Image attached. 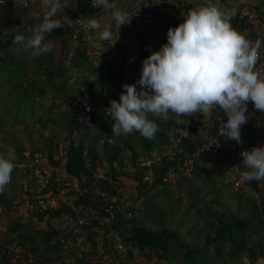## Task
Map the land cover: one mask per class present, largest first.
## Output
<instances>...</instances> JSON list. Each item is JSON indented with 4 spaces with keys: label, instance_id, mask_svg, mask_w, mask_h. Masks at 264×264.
<instances>
[{
    "label": "trees",
    "instance_id": "1",
    "mask_svg": "<svg viewBox=\"0 0 264 264\" xmlns=\"http://www.w3.org/2000/svg\"><path fill=\"white\" fill-rule=\"evenodd\" d=\"M74 4L77 9L76 15H82L85 19L94 17L103 9L102 7L95 8L90 0H74ZM24 23H18L21 29L17 35L26 34L25 30L28 25ZM246 26L242 21L238 27L239 31L243 32ZM54 31L56 33V29ZM2 36L0 52L5 54L6 58H1V65L4 66L8 63L12 65L16 55L13 52L8 53L7 50L9 46H16L17 43L10 41L12 36L8 30H3ZM88 61L81 48L72 61V68H66L63 64L51 65L52 68H0V74L12 75L17 73L21 78L24 76L25 81L27 80L28 88L16 86L19 91L21 90V100H19L21 103L27 102L29 97H33L32 101H36V92L47 95V91L36 82L35 78L37 76H46L54 85L55 96L59 97L60 95L63 97L65 103L68 102L69 98L73 100L72 93L74 91L78 92L75 102L70 103V111L65 114L68 119H71V124L67 127L69 134L64 140L42 132L39 139L42 145L32 143L30 148H27L23 142L22 144L19 143L18 140H22V138H16L19 159L14 161L15 167L11 175L21 170L24 177H30L31 184L27 187L23 185L18 189L14 186L8 190L4 188L0 192V231L3 229L2 232L7 233V235L0 234V262L5 263L7 253L14 252L32 253L38 264L54 263L55 259L52 260L44 256L41 251L44 248L47 253L56 252L57 259H66L72 264H136L134 261L135 251L141 254L144 259L156 260L161 264H212L216 257L221 258L226 253L233 256L242 248L245 244L243 235L246 234L243 228L246 226L249 227L252 236L253 234L259 235L264 239V180H261L262 186H260L259 180L249 181V193L236 192L241 200L247 199L250 201L251 208L253 211L255 210L257 221L250 220L245 223L239 218L217 214L216 218L219 226L216 235L209 236L204 247L188 244L177 231L172 229L166 227L155 229L136 220L138 213L143 212L147 207L149 199L153 197L152 195L167 191L166 188L153 189L152 193L147 191L148 184L143 183V177L148 170L145 166L147 161L156 156H162L167 148L179 140L184 146L189 145L191 150L195 149L196 145L190 139L182 137L184 125L176 123V115L174 119L165 120L161 118L162 120L159 123L157 122L162 126V130L156 133L158 141L141 136L145 154H149L144 159L139 158V153L134 147L132 139L125 140L124 147L130 153L133 161L132 169L127 164V158L122 155L123 148L120 145L110 146L111 142L106 141L104 145L107 155L104 158L96 146L85 144L84 138L87 136L85 130L90 126L98 125L108 130L113 128L112 125L115 121L107 115L100 120L99 114L104 106L109 104V101L112 99L118 100L122 92L121 87L117 85L111 90L112 95L109 97L95 89L94 85H90L87 90L90 101L86 105L83 101L85 92L81 88H72L70 82L74 78L71 72L82 70L83 68L80 67ZM13 66L15 65L13 64ZM138 74L141 76V73ZM98 99L107 104L94 103ZM9 137L15 138L16 135L10 134ZM172 165L174 163L168 157H164L159 173H165ZM198 167L197 162L195 175ZM97 170L106 172L114 179L128 178L137 182V199L134 200L133 198L130 201L127 198L120 202L117 207V219L113 225L121 235H129L126 237L128 252L124 261L119 262L114 249L107 252V255L114 258L109 263L104 262L105 257L99 256L95 247L86 251L77 249L71 252L70 255L63 253L59 236L61 234L68 236L75 220L67 207L64 206L63 209H58L56 204L63 201V189L81 183L83 174H90ZM38 172H40L39 176ZM39 178L42 180L41 185L37 182ZM155 178L157 183L161 182L158 173ZM193 182L194 180L183 179L180 182V188L182 191L190 190ZM35 183L39 184L38 187L32 185ZM98 185L113 192V189L105 181H99ZM33 189L34 191H32ZM141 195H144V200L140 203L139 209H136L135 206ZM81 202L94 207L100 213L93 226L87 228L89 243L94 245L95 238L99 237L105 229L101 227L99 221L109 217L108 205L103 200L89 195L82 198ZM121 208L126 210V215L121 214ZM65 213L70 214V220L63 219ZM154 221L160 222L161 218L155 217ZM228 243H231L233 247L229 249ZM246 254L249 259L246 264H259L260 261H264V250L258 253L253 249H249Z\"/></svg>",
    "mask_w": 264,
    "mask_h": 264
},
{
    "label": "clouds",
    "instance_id": "2",
    "mask_svg": "<svg viewBox=\"0 0 264 264\" xmlns=\"http://www.w3.org/2000/svg\"><path fill=\"white\" fill-rule=\"evenodd\" d=\"M37 2V26L30 37L16 35L14 42L32 49L38 57L51 51V44L44 43L45 35L62 26V20L54 17L70 0ZM97 5L111 12L110 19L86 18L82 23L88 30L99 32L101 41L116 43L119 38L113 33L111 22L119 26L128 24L132 19L130 13L117 7L116 0H94V6ZM233 15L234 10L209 2L191 9L183 23L170 27L167 42L142 62L137 82L141 90L137 91V84H125L119 100L110 101L106 112L115 121L114 134L137 131L152 139L159 126L150 115L167 120L173 113L176 123L185 125L186 115L198 111L206 115L219 108L227 117L223 124L225 138L240 143L241 126L248 119V102L264 110V76L255 70L261 41L253 43L233 28ZM242 156L246 170L240 173V182L264 180V146L244 151ZM15 159L14 150L0 155V192L11 180Z\"/></svg>",
    "mask_w": 264,
    "mask_h": 264
},
{
    "label": "built area",
    "instance_id": "3",
    "mask_svg": "<svg viewBox=\"0 0 264 264\" xmlns=\"http://www.w3.org/2000/svg\"><path fill=\"white\" fill-rule=\"evenodd\" d=\"M90 1L94 6V0ZM94 7L101 8L98 5ZM30 8L31 0H0V11L4 9L28 10ZM239 17L248 27L264 31V22L259 11L255 7H243L239 13ZM54 18L59 20H70L74 28L69 37V47L65 52V59L68 67L72 66V61L81 48L87 59L93 61L96 59H103L108 50H115L122 45L124 38L123 25L119 26L113 24L112 26L113 33L116 38H119L116 43L115 40H113L111 42L105 41L98 45L93 38L95 30H88L84 26L82 21L85 18L81 15H76L74 12L67 9H61ZM130 18L140 20L150 26L161 27L167 30L170 27H176L184 22L173 6L166 3H157L155 1L141 4L130 13ZM40 19L42 20L43 18L41 17ZM36 26L37 24L27 26L25 30L26 34L31 36ZM50 34L52 33L46 34L45 38ZM247 39L253 43L257 40L261 41L255 70L264 76V38L252 36ZM202 118L203 114L199 111L191 116L186 115L184 119H186L188 123L184 125L182 137L193 140L192 135L201 124ZM224 122H226L225 118L218 117L215 131L206 134L193 150H191L189 145L184 146L179 140L167 148L162 156L149 159L145 164L148 170L143 177V183L148 184L147 191L152 193L153 189L172 188L180 184L183 179H194L197 162L202 158H211L215 161L229 163L231 181L233 182L234 189L236 191H243V193H249V181L240 182V173L246 170L243 165L242 152L251 150L254 147L264 146V123H257L254 126L252 138L250 140L237 143L225 138L223 134ZM164 157H168L174 165L170 166L166 172L162 174L159 173L161 172L159 170L163 165ZM157 173L161 179V182L158 183L155 178ZM81 178V183L62 190L63 201L56 205L58 209H63L64 206L67 207L73 214L75 220L74 225L71 227L70 234L68 236L64 234L59 236L63 246V253L65 255H70L71 252L77 249L86 251L95 247L99 256H104L105 259L112 261L114 258L111 255H107V252L108 250L111 251V249H114L118 255L119 262L124 261L128 252L126 237L129 235H121L113 225L117 219V207L128 194L125 179H114L102 170L93 171L90 174H83ZM99 181L107 182L109 187L113 189V192L108 188H103L98 185ZM259 182L260 186H262L261 180H259ZM87 195L101 199L108 205L107 212L109 213V217L99 221L101 227L105 229L99 237L95 238L94 245L89 243V231L87 228L93 226L100 213L94 207L81 202L82 198ZM143 200L144 195H141L140 200H138L135 206L136 209H139L140 203ZM120 212L122 215H126L125 209L121 208ZM70 218L69 213H65L63 216L64 220H70ZM0 264H38V262L32 253L8 252L7 261L5 263L0 262Z\"/></svg>",
    "mask_w": 264,
    "mask_h": 264
},
{
    "label": "rangeland",
    "instance_id": "4",
    "mask_svg": "<svg viewBox=\"0 0 264 264\" xmlns=\"http://www.w3.org/2000/svg\"><path fill=\"white\" fill-rule=\"evenodd\" d=\"M24 78V76L21 78L17 73L12 75L0 74V155H6L9 150H14L15 161L19 159L16 138H22L18 141L21 144L23 142L27 148H30L32 143H39L38 145L41 146L39 139L42 132L64 140L69 134L67 127L71 124V119L65 116L70 111L71 106L68 102L65 103L62 97L55 103L54 99L46 98L40 92H36V101H32L33 97H29L27 102L21 103L19 101L21 100V90L19 91L16 86L28 88V82ZM35 79L47 92L54 91L51 81L46 76H37ZM76 88L78 89L79 85H76ZM51 94L56 95V93ZM77 94L76 91L72 93L75 100ZM108 107H110V103L105 105L99 114L100 120L107 115L106 109ZM85 133L87 135L84 138L85 144L96 146L104 158L107 155L104 145L106 141L111 142L110 146L120 145L123 148L122 155L127 158V164L131 169L133 168V161L130 153L124 147L125 140L132 139V143L139 153V158L144 159L149 155L145 154L142 137L137 131L116 135L113 128L108 130L94 125L87 128ZM10 134H15L16 137L10 138ZM152 139L158 141L157 135ZM212 162L207 163L204 168L198 167L196 175L192 179L194 180L192 188L188 189L189 191H182L180 184H178L175 187L166 188L165 193L152 195L153 197L149 199L147 207L143 212L138 213L136 220L155 229L166 227L177 231L188 244L199 247L206 245L209 236L216 235L219 226L216 218L217 214L239 218L245 223L250 220L257 221L255 210L253 211L251 208L250 201L247 199L241 200L236 195L237 191L234 189L233 182L225 170V164L229 166V163L215 161V164L210 165ZM37 174L39 176L40 172ZM37 182L40 184L42 180L39 178ZM38 183L32 185L38 187ZM125 183L128 193L125 199L128 198L131 201L134 198L136 200L138 197L137 182L126 178ZM29 184H31L30 177H24L22 171L19 170L11 175L10 182L4 188L8 190L14 186L18 189L23 185L27 187ZM155 217L161 218V221H154ZM249 230L248 226L243 228L246 233L243 235L245 244L239 251L233 256L226 253L221 258L216 257L212 264H246L249 262L246 254L249 249H253L258 253L263 251L264 239L259 235L253 234L252 236ZM2 231L4 230L2 229L0 234L7 235ZM227 246L229 249L233 247L231 243H228ZM41 251L44 256L52 260L55 259L52 264H72L66 259H57L56 252L47 253L44 248ZM134 258L136 264H161L156 260L144 259L137 251H135ZM104 262L109 263L110 261L104 259Z\"/></svg>",
    "mask_w": 264,
    "mask_h": 264
},
{
    "label": "crops",
    "instance_id": "5",
    "mask_svg": "<svg viewBox=\"0 0 264 264\" xmlns=\"http://www.w3.org/2000/svg\"><path fill=\"white\" fill-rule=\"evenodd\" d=\"M152 1L157 2V0H116L117 7L122 10H126L129 13L134 11L141 4ZM209 2L218 5L222 9L234 10L231 23L233 22V28L237 31H239L238 27L242 23L239 13L245 6L255 7L259 11L264 22V0H160L159 3H166L173 6L177 10L179 17H181L184 21L191 9H198L199 7L205 6ZM39 7L40 4L37 0H31V8L28 10H1L0 36H2L3 30H8L12 36V40H10L12 42L14 41L15 36L20 33L21 26H19L18 23L25 22L24 24L28 26L36 25L37 19L34 16V12L39 9ZM64 9L70 10L75 14L77 12L73 0H70V3L65 6ZM110 17L111 12L102 9L97 15L91 18H98L107 21ZM61 20L62 26L56 29V33L54 31L44 40V43L51 44L52 47L50 52L37 57L33 54L32 49H25L22 44H17L16 46L11 45L8 47L7 51L8 53L13 52L16 55V59H14L13 63L15 66L9 63L4 66L1 65V58H6V55L0 52V68H52L51 65L57 66L62 64L66 68H72L67 66L65 52L67 47H69V37L74 28L70 20ZM111 23L112 25L114 24V22ZM167 31V29L150 26L140 20L132 18L130 23L123 25L124 38L122 45L119 48L115 50H108L103 59H96L93 61L89 60L80 67L83 68L82 70H73L71 72V75L74 77L70 82L72 88L75 89L76 85H79V88L85 92L83 101L86 105L90 101V96L87 92L90 85H94L95 89L109 97L112 95L111 90H113L117 85L121 87L122 91H124L123 86L125 84H137V91L139 92L141 89L137 82L140 79L138 73H141L142 62L145 58L151 55L153 51L159 50L161 46L167 42ZM239 32L244 34L246 38L252 36L264 38V31L255 28L252 29L248 26L245 27L243 32ZM23 35L26 38L30 37L25 33H23ZM93 38L98 45L105 42L99 39V32L96 30ZM0 39H2V37H0ZM48 61H50V63H48ZM51 93L56 92H47V95H44V97L54 99L53 101L55 103L61 99L60 95L59 98L53 96ZM71 102H75V98H73V100L69 98L68 104L70 105ZM94 103L107 104L99 99ZM246 116L248 117L247 122L241 126L240 143L252 138L253 128L257 123H264V110L256 109L254 103L251 101L248 102V111L246 112ZM218 117H223L227 120L225 112L219 108H213L208 114L203 115L201 124L192 135L193 140L191 141L194 142L195 145L200 143L206 134L213 133L215 131ZM151 118L154 119L156 123H159L160 120L163 119L160 117ZM174 118L175 114L170 113L168 119ZM158 126L160 127H158V131L162 130V126L159 124ZM210 162H212L210 165L216 163L215 160L211 158H202L199 160L198 166L200 168H204L207 163ZM225 170L230 176L229 178H231V171L228 164H225Z\"/></svg>",
    "mask_w": 264,
    "mask_h": 264
},
{
    "label": "water",
    "instance_id": "6",
    "mask_svg": "<svg viewBox=\"0 0 264 264\" xmlns=\"http://www.w3.org/2000/svg\"><path fill=\"white\" fill-rule=\"evenodd\" d=\"M82 16V15H81Z\"/></svg>",
    "mask_w": 264,
    "mask_h": 264
}]
</instances>
